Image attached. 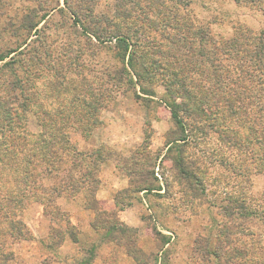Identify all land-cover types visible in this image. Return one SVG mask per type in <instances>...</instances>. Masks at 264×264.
Returning <instances> with one entry per match:
<instances>
[{"label":"rangeland","instance_id":"obj_1","mask_svg":"<svg viewBox=\"0 0 264 264\" xmlns=\"http://www.w3.org/2000/svg\"><path fill=\"white\" fill-rule=\"evenodd\" d=\"M60 8L63 0H0V53L27 38L21 54L10 56L20 94H35L32 104L21 100L19 121L29 135L20 140V163L44 148L43 114L70 126L72 119L58 114L75 109L87 130L63 133L84 157L73 160L76 167L68 163L64 177L77 182L81 171L85 184L57 194L58 179L37 170L45 193L11 182L0 186L10 196L15 185L26 189L17 214L22 236L0 248L8 258L0 264H264V176L230 169L243 156L212 128L203 138L175 142L179 131L161 102L166 95L157 77L146 84L148 93L122 85L103 100L104 73L120 68L114 42L87 40ZM111 8L101 0L97 11ZM189 11L223 37L239 24L258 32L264 20L228 1H197ZM45 14L29 35L11 25Z\"/></svg>","mask_w":264,"mask_h":264},{"label":"trees","instance_id":"obj_2","mask_svg":"<svg viewBox=\"0 0 264 264\" xmlns=\"http://www.w3.org/2000/svg\"><path fill=\"white\" fill-rule=\"evenodd\" d=\"M100 1L63 0L59 11L70 14L87 40L99 45L114 42L120 68L112 75L104 73L100 91L103 100L122 85L148 93L146 84L157 77L166 95L161 102L179 131L175 142L187 144L190 138H203L206 129L212 128L217 138H227L236 154L243 156L242 163H232L230 169L264 176V20L258 32L239 24L229 37H223L212 33L189 11L193 3L206 0H108L112 3L110 13L97 11ZM210 1L251 8L264 19V0ZM46 17L29 22L22 16L10 22L14 30L29 35ZM26 39L0 53V186L11 182L45 193L47 187L36 181L39 170L41 175L58 179L52 188L54 193L67 196L85 184L81 171L77 182L64 177L68 163L76 167L74 161L77 157L82 161L84 156L73 151L63 130H87L88 126H83V117L77 118L75 109L58 114L71 118L70 126L58 124L50 113L43 114L40 138H45L44 148L26 154V160L20 163V140L29 135L19 121L25 107L21 100L32 104L35 94H20L13 57L21 54ZM46 141H51V150ZM17 185L14 196L0 193L2 249L23 233L17 214L23 207L26 189L20 191ZM263 251L259 250V256L264 255ZM245 252L252 255L250 245ZM7 259L0 255V263Z\"/></svg>","mask_w":264,"mask_h":264}]
</instances>
